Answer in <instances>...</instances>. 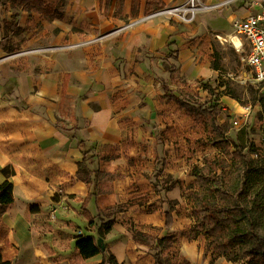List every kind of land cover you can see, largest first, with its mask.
<instances>
[{
	"label": "crops",
	"instance_id": "crops-1",
	"mask_svg": "<svg viewBox=\"0 0 264 264\" xmlns=\"http://www.w3.org/2000/svg\"><path fill=\"white\" fill-rule=\"evenodd\" d=\"M82 1L99 13L98 22L91 27L98 30L97 34L73 31L81 22H63L67 6L79 11L75 0H66L63 18L52 22L19 8L16 24L12 25L28 27L31 36L25 42L13 37L12 43L18 44V49L10 52L0 46V183L8 181L13 189V203L0 222V253L11 264H53L50 259L56 258L69 263L76 256L74 241L85 234L82 228L93 236L99 223L95 219L90 226L82 215L81 205L92 185L76 180L78 170L82 175L95 169L121 176L111 184L112 193L88 201L86 210L92 216L98 209L120 205L131 196L128 194L133 188H141L146 182L143 174L147 169L138 163L140 145L153 139L151 110L159 107L162 96L151 66L170 50L178 52V62L183 65L201 42L196 39L191 46L188 37H194L202 28L224 32L222 23L231 25L234 20L244 19L257 10L254 2H262L198 0L202 5L229 2L214 10L216 13H199L197 26L174 27L166 16L130 26L135 20L130 18L132 0H124L121 19L113 17L116 0ZM161 1L167 9L187 0ZM145 2L140 0L136 20L145 16ZM2 20L11 22L10 12L0 5V25ZM2 35L0 26V41ZM93 38L97 40L88 46L54 48ZM27 49L39 51L6 57ZM119 57L124 62L120 68L116 61ZM184 63L182 73L194 77L196 71ZM59 128H75L99 158L92 163L82 162L76 142ZM169 193L173 198L177 196L175 188ZM31 206L39 211L31 213ZM118 213L103 244L119 264H136L135 258L149 248L133 242L124 213ZM139 221L150 224L148 215ZM139 258L144 262L138 264H153L151 256ZM92 259L99 263L102 256Z\"/></svg>",
	"mask_w": 264,
	"mask_h": 264
},
{
	"label": "rangeland",
	"instance_id": "rangeland-1",
	"mask_svg": "<svg viewBox=\"0 0 264 264\" xmlns=\"http://www.w3.org/2000/svg\"><path fill=\"white\" fill-rule=\"evenodd\" d=\"M75 2L79 11L72 10V6H67L63 22H81L79 28H72V30L97 34L98 30L91 27L99 20L98 11L94 10L91 4L83 5L82 0H75ZM194 3L197 5L198 1L194 0ZM0 5L4 7L5 12H10L11 18V22L4 20L1 22L0 26L3 28V35L0 46L13 51L18 49V44L12 43L13 37L18 42H25L26 39L30 38L31 35L29 34L31 33L28 32V27L19 28L17 25H12L16 24L19 14V7L14 0H0ZM213 12L216 13L217 11ZM198 14L194 21L189 24L175 20L174 17L167 18H169L168 22L174 27L184 24L197 26L196 19ZM206 18L208 20V16ZM126 25L124 24L123 26L125 27ZM216 25H219L218 27L220 28L222 27L221 23ZM222 25H224V32L202 28V30L199 29L195 33L194 37H188V44H191V46L196 44V39L201 40V42L196 44L195 49L191 50L193 55H188L184 61L188 62L191 68L196 71L195 78L190 75L185 76L184 71L182 73L184 62L183 65L175 63L180 67L179 81L177 85L170 83L169 87L177 97H181L190 103L203 104L208 100L217 99L216 104L219 111L217 120L223 126L226 137L229 140L227 141L226 154L222 152L224 145H213L211 141L212 134L211 132L209 133L210 129L205 127V118L203 116L190 114L186 110L179 109L175 102L162 100L160 96L159 107L151 110L153 115L150 123V134L153 139L147 144L143 143L140 145L142 156L139 157L138 163L147 169V172L143 174L146 177V182L141 184V188H133L128 194L131 196L126 197L117 206L120 210L119 213H124L123 216L126 218L127 228L146 231L157 237H162L166 234L163 230L164 211L172 210V226L168 231L169 236H171V243L167 245L165 252L168 264H182L184 260H187L190 264H209L211 258L208 249L209 239L207 237L199 234L192 241H188L182 235L195 228L191 215V204L182 198V193L186 196L189 192L187 188L195 182L192 170L196 167H202L206 159L220 158L229 165L230 159L233 158L235 144L241 146L244 153L250 152L252 147L258 153H261L264 141L263 116L260 115L261 107L257 102H253V92L251 90V87L257 84L251 80L249 68L245 63V57L249 51L248 46L242 40V47L238 50L228 43L226 37L233 35V27L223 23ZM210 34L217 35L219 38ZM204 35L210 36L206 39ZM169 52L172 51L170 50ZM213 52H218L221 55L220 71H213L210 68ZM116 61L119 68L124 63L120 57ZM171 63L172 58L168 57L167 54L164 58H160V61L154 66H151L158 77L157 79L162 76L167 77L166 69L168 64ZM205 88L210 89L212 94ZM225 88H227L226 95H224ZM262 90L264 91V88ZM231 96H236L239 101L232 99ZM234 122L237 124L234 125ZM156 157L157 159L164 158L166 161L165 170L158 179L153 176L156 169ZM163 177L176 182L173 187L177 192V196L174 197L176 200L172 197V193H169L172 189L169 191L162 189L163 183L159 180ZM155 185L161 190L160 192L154 191L153 187ZM128 189H131V187ZM133 193L135 194L132 195ZM159 198L164 201L163 205L158 201ZM168 201H177V203L170 205ZM146 215L149 217L150 224H141L139 220ZM75 223L80 225V222ZM82 229L85 233L84 236L90 235L87 230ZM138 256L144 258L151 256L153 260V252L150 249ZM139 257L134 260L136 264L144 262ZM50 260L53 264L100 263L97 262V259L79 262L75 256L69 259V263H62L58 261V258ZM214 264L248 263L245 260L238 263L220 260Z\"/></svg>",
	"mask_w": 264,
	"mask_h": 264
},
{
	"label": "trees",
	"instance_id": "trees-1",
	"mask_svg": "<svg viewBox=\"0 0 264 264\" xmlns=\"http://www.w3.org/2000/svg\"><path fill=\"white\" fill-rule=\"evenodd\" d=\"M15 2L19 8L28 13H39L48 22L61 20L67 4L66 0H15ZM123 3L124 0H116L114 18H122ZM139 4L140 0H132L131 19L138 18ZM162 9H164V3L161 0H146L144 14L147 16ZM4 51L10 52L11 50L4 48ZM168 57L172 58V63L168 64L166 69L167 77L158 79L162 90L161 99L175 102L179 109L186 110L190 114L203 116L205 127L209 128V133L212 134L213 145H224L222 152L226 154L229 140L223 126L217 120L219 112L217 99L195 104L177 97L169 84L177 85L179 81L180 67L175 64L179 63L178 52L176 50L169 52ZM211 57L210 68L213 71H220L221 55L213 52ZM261 86L257 84L252 86L251 90L253 102H257L261 107L260 115L263 116L264 125V91ZM205 89L212 94L210 89ZM226 89H224V95L227 94ZM231 98L239 101L236 96H231ZM59 129L76 142V146L83 155L82 162L92 163L95 158H99L92 154L91 149L75 128ZM102 159L109 158L103 157ZM159 159L156 157V169L153 173L156 179L162 176L166 167L164 158ZM230 160V164L227 165L220 158L206 159L202 167L192 170L195 182L187 188L189 192L186 196L182 193V198L191 204L190 209L195 228L182 235L188 241H192L199 234L209 239L208 249L211 254L209 264L220 260L231 263L245 260L248 264H264V141L261 153L253 147L250 152L244 153L243 148L235 144L233 158ZM120 177V174H105L95 169L86 175H82L79 170L76 173V180L92 185L88 196L82 202V215L88 220L90 226L94 225L95 219L99 222L93 236L79 235L74 241V247L77 250L75 258L79 262H85L101 255L102 259L99 264H119L112 254L106 252V249L101 250L97 240L103 242L104 237L112 230L116 214L120 210L117 206L98 209L97 214L92 216L86 210V206L88 201L97 195L112 193L111 184ZM159 181H162L164 191L173 189L176 184L174 181L167 180V177ZM157 187V185L153 187L154 191L160 192L161 190ZM12 190L10 182L0 183V222L5 211L13 203ZM161 199L159 198L158 201L163 205L164 201ZM176 203L177 201H168L170 205ZM29 210L31 213L39 211L35 206L29 207ZM171 212L172 210L168 209L163 213V230L166 234L162 237L127 228L135 244L148 247L153 252V264H168L165 252L167 245L171 243V236L168 234L172 226ZM0 264H11V262L4 260L0 253ZM182 264L190 263L184 260Z\"/></svg>",
	"mask_w": 264,
	"mask_h": 264
},
{
	"label": "built area",
	"instance_id": "built-area-1",
	"mask_svg": "<svg viewBox=\"0 0 264 264\" xmlns=\"http://www.w3.org/2000/svg\"><path fill=\"white\" fill-rule=\"evenodd\" d=\"M198 1V0H197ZM229 1L220 3V4H212V5H202L199 3L196 5L194 0H187L182 4L177 6H173L167 9H162L160 11L154 12L150 15L144 16L138 20H134L130 26H136L145 21L166 16V17H174V19L179 20L183 23H192L196 18V15L200 12H211L225 6ZM254 6L257 7V10L245 17L244 19L234 20L231 24L233 27V35L232 37L238 38V46L236 49H240L242 47V40L245 41L248 46V54L245 57V63L249 68V73L251 74V80L255 84L262 85L264 88V0L259 4V2H254ZM97 38H93L90 40L54 47L58 50H66L84 47L93 44ZM231 41V39H230ZM39 51V49H27L20 50L14 53H10L6 55L8 58H18L27 54H31L33 52ZM237 123L234 122V125Z\"/></svg>",
	"mask_w": 264,
	"mask_h": 264
},
{
	"label": "bare ground",
	"instance_id": "bare-ground-1",
	"mask_svg": "<svg viewBox=\"0 0 264 264\" xmlns=\"http://www.w3.org/2000/svg\"><path fill=\"white\" fill-rule=\"evenodd\" d=\"M226 36H227V35H226ZM230 39H231V41L234 42V44H235V45L233 44L232 46L237 47V46H238V40H237L236 38L232 37V36H227V37H226V41H227L228 43L231 42ZM232 42H231V43H232ZM11 217H13L12 214H11ZM9 218H10V217H9ZM10 220H11V219H10Z\"/></svg>",
	"mask_w": 264,
	"mask_h": 264
},
{
	"label": "water",
	"instance_id": "water-1",
	"mask_svg": "<svg viewBox=\"0 0 264 264\" xmlns=\"http://www.w3.org/2000/svg\"><path fill=\"white\" fill-rule=\"evenodd\" d=\"M97 243H98V245L100 246L101 250L104 251L105 247H104V245L102 244V243H103L102 240H97Z\"/></svg>",
	"mask_w": 264,
	"mask_h": 264
}]
</instances>
